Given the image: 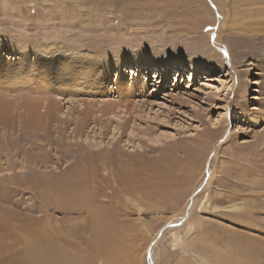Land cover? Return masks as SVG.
Masks as SVG:
<instances>
[{
  "label": "rangeland",
  "instance_id": "374dc122",
  "mask_svg": "<svg viewBox=\"0 0 264 264\" xmlns=\"http://www.w3.org/2000/svg\"><path fill=\"white\" fill-rule=\"evenodd\" d=\"M3 256L264 264V0H0Z\"/></svg>",
  "mask_w": 264,
  "mask_h": 264
},
{
  "label": "bare ground",
  "instance_id": "6f19581e",
  "mask_svg": "<svg viewBox=\"0 0 264 264\" xmlns=\"http://www.w3.org/2000/svg\"><path fill=\"white\" fill-rule=\"evenodd\" d=\"M10 58V60L12 59L11 57H9ZM15 58V57H14ZM23 58H24V56H23ZM61 58V57H60ZM16 59V58H15ZM60 60V59H59ZM60 65H62V64H65V68L67 67V65L69 66L70 65V67L72 66V64L67 60V62H65V61H60V63H59ZM119 66V67H118ZM118 68L117 69H121L123 72H126V73H128V72H130V73H132V76L130 77V79L129 80H127L126 79V77H125V75H123L122 74V72H118V74H117V77H116V79H115V82H116V84H118L119 86H120V88L121 87H125V88H127L126 90H131V91H137L138 89H139V84L140 83H142V80H141V77L140 76H137L138 75V72L135 74V69H137L138 70V68H139V64L137 63V62H129L128 63V65H126V63L125 64H122V63H119L118 64ZM123 66V67H122ZM125 66H127L126 68H125ZM157 67V63H154L153 64V67ZM71 69H73V68H71ZM181 69V67H180V65H179V67H177V70H180ZM133 70V71H132ZM136 70V71H137ZM163 73H165V70H163V69H160ZM7 72L8 73H10V74H19V75H21L22 74V63L21 62H19V65H18V67H15L14 69H12V67H8V70H7ZM102 72V71H101ZM94 73V72H93ZM96 73V72H95ZM104 74V73H103ZM166 74V73H165ZM196 74H198V70H196V69H190V73H189V76H195ZM134 75H136L135 77H134ZM102 78H104V77H102ZM96 80H98L97 78H96ZM101 80V79H100ZM105 81V80H104ZM88 87V86H87ZM124 88V89H125ZM117 102L116 101H106V103H105V107H104V115L106 116H108V114L109 113H111L112 111H113V108H111V106L112 107H114L115 108V106H117ZM49 107H51V105H49L48 104V106H47V111L46 112H44V115H42V114H39L38 112H36V114L37 115H39V117L40 118H43L45 115H46V118H49L50 116V113H49ZM244 111V107H237V110H234V111H231L232 112V114H230L231 115V117L233 116V114H237V112H240V113H242ZM92 114V113H91ZM91 114L89 115L88 113H85V117L87 116V115H89L90 117H91ZM101 115L103 116V113H101ZM86 122V118L84 119V117H83V120H82V124L84 125V123ZM221 122V120L219 121V120H215L214 119V121L212 122V126L210 127L211 129H210V132H217L218 131V129L220 128V126L219 125H217L218 123H220ZM223 122V121H222ZM80 123H78V126L76 127V130H77V133H80L81 131V128H79L80 127V125H79ZM84 127V126H83ZM236 127H237V125H236ZM114 146H115V144H114ZM209 167V166H208ZM208 170H210V169H208ZM211 171H209V173H210ZM205 197H206V195H205ZM186 213H188V211H187V209H186ZM186 213L184 214V216L186 215ZM174 224H172L171 223V226H173ZM18 240V238L16 239V241ZM14 257H16V254H15V256ZM21 258V257H20ZM15 259V258H14ZM17 260V259H16ZM0 264H16V262L15 261H11V260H9V258H7V257H0Z\"/></svg>",
  "mask_w": 264,
  "mask_h": 264
}]
</instances>
